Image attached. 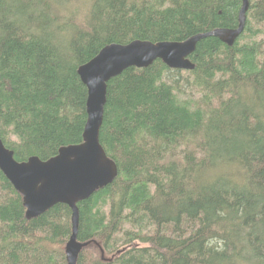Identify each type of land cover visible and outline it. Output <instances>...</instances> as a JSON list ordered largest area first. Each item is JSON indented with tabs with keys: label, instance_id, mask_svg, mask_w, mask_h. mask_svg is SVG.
I'll return each instance as SVG.
<instances>
[{
	"label": "trees",
	"instance_id": "obj_1",
	"mask_svg": "<svg viewBox=\"0 0 264 264\" xmlns=\"http://www.w3.org/2000/svg\"><path fill=\"white\" fill-rule=\"evenodd\" d=\"M249 1L234 44L202 37L193 70L157 60L108 82L100 138L119 173L78 203V240L89 244L77 264H264V0ZM241 8L0 0V138L18 161L81 143L82 64L110 43L235 29ZM71 215L59 203L27 219L0 170V264H67Z\"/></svg>",
	"mask_w": 264,
	"mask_h": 264
},
{
	"label": "water",
	"instance_id": "obj_2",
	"mask_svg": "<svg viewBox=\"0 0 264 264\" xmlns=\"http://www.w3.org/2000/svg\"><path fill=\"white\" fill-rule=\"evenodd\" d=\"M249 5V0H242L239 25L235 29H218L182 41L136 39L127 44L110 43L82 64L78 73L87 87L88 97L81 143L63 146L47 160L31 156L18 161L14 151L0 138V170L23 196L27 219L36 218L59 203L71 208L72 233L66 244L67 264H77L82 248L89 244L78 240V203L113 183L119 173L117 163L109 157L100 138L108 82L129 67L146 68L157 60L173 69L193 70L195 64L190 55L198 41L204 36L215 35L233 45L244 31Z\"/></svg>",
	"mask_w": 264,
	"mask_h": 264
},
{
	"label": "bare ground",
	"instance_id": "obj_3",
	"mask_svg": "<svg viewBox=\"0 0 264 264\" xmlns=\"http://www.w3.org/2000/svg\"><path fill=\"white\" fill-rule=\"evenodd\" d=\"M249 15V14H248ZM249 22V21H248ZM254 23V22H253ZM258 25V24H257ZM263 30V29H262ZM254 38V37H253ZM238 39V38H237Z\"/></svg>",
	"mask_w": 264,
	"mask_h": 264
}]
</instances>
